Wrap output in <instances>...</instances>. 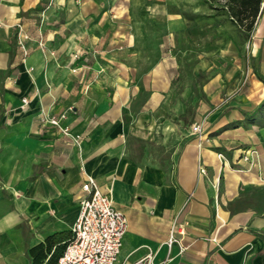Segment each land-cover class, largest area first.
<instances>
[{
	"label": "crops",
	"instance_id": "obj_1",
	"mask_svg": "<svg viewBox=\"0 0 264 264\" xmlns=\"http://www.w3.org/2000/svg\"><path fill=\"white\" fill-rule=\"evenodd\" d=\"M38 2L0 0V264H31L29 248L49 236L51 252L69 240L87 177L127 218L115 264H264V215L231 210L250 174L227 166L213 139L156 120L161 90L141 100L134 67L115 51L93 54L101 42L76 12L38 39ZM53 5L46 16L64 10ZM173 224L184 233L169 249Z\"/></svg>",
	"mask_w": 264,
	"mask_h": 264
},
{
	"label": "rangeland",
	"instance_id": "obj_2",
	"mask_svg": "<svg viewBox=\"0 0 264 264\" xmlns=\"http://www.w3.org/2000/svg\"><path fill=\"white\" fill-rule=\"evenodd\" d=\"M59 1L35 5L33 34L42 39L44 25L67 24L76 12L101 42L93 54L115 51L134 67L141 100L151 88L161 90L156 120L171 125L178 136L213 139L211 147L227 166L250 174L231 210L250 208L264 215V107L251 117L242 112L264 98L258 77L264 76V0ZM53 4L64 10L46 16L45 6ZM26 38L21 30L18 43L25 47ZM119 43L129 46L122 50ZM194 125L200 133H193Z\"/></svg>",
	"mask_w": 264,
	"mask_h": 264
},
{
	"label": "built area",
	"instance_id": "obj_3",
	"mask_svg": "<svg viewBox=\"0 0 264 264\" xmlns=\"http://www.w3.org/2000/svg\"><path fill=\"white\" fill-rule=\"evenodd\" d=\"M19 45L25 55L26 48L22 42ZM21 101L22 106L28 103L26 98ZM42 121L57 127L63 134H68V128L61 127L58 118L43 117ZM192 131L200 133V126L194 125ZM201 171L204 172V169ZM81 189L82 195L79 199L78 214L71 228V238L53 264H115L127 230V218L114 207L111 198L99 189L93 178L87 177ZM176 232L184 233L181 228L177 231L173 224L167 242L169 249L173 243L180 242ZM183 249L184 247L180 246L181 252ZM133 264H140V260ZM146 264L152 263L148 261Z\"/></svg>",
	"mask_w": 264,
	"mask_h": 264
},
{
	"label": "trees",
	"instance_id": "obj_4",
	"mask_svg": "<svg viewBox=\"0 0 264 264\" xmlns=\"http://www.w3.org/2000/svg\"><path fill=\"white\" fill-rule=\"evenodd\" d=\"M259 79L264 82V76L258 75ZM264 107V98L256 104V106L251 110H244L242 111L245 115L251 117L254 116L255 113L260 112V110ZM53 237L49 236L45 243L38 244L34 247L29 248L28 254L31 257V264H53L57 261L58 257L63 253L64 248L67 244L57 245L54 250L51 252V248L53 246ZM49 254V255H48Z\"/></svg>",
	"mask_w": 264,
	"mask_h": 264
}]
</instances>
